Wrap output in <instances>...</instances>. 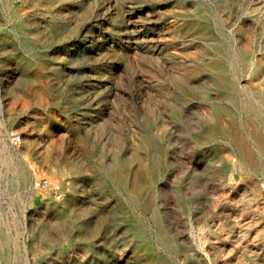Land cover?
Masks as SVG:
<instances>
[{
  "label": "bare ground",
  "instance_id": "6f19581e",
  "mask_svg": "<svg viewBox=\"0 0 264 264\" xmlns=\"http://www.w3.org/2000/svg\"><path fill=\"white\" fill-rule=\"evenodd\" d=\"M168 7L175 17L148 27L149 9L126 0H0V28L12 32L0 34V54L18 55L22 41L93 62L87 105L63 109L82 156H45L40 172L20 164L32 236L76 242L79 256L54 264L91 252L104 264H264L263 189L242 175L264 173V0ZM97 25L109 36L92 35ZM49 60H18L33 71L14 72L22 91L31 80L45 97L54 89Z\"/></svg>",
  "mask_w": 264,
  "mask_h": 264
},
{
  "label": "rangeland",
  "instance_id": "374dc122",
  "mask_svg": "<svg viewBox=\"0 0 264 264\" xmlns=\"http://www.w3.org/2000/svg\"><path fill=\"white\" fill-rule=\"evenodd\" d=\"M126 1L133 10L138 11L143 7L149 9L151 17L143 16L144 21L145 19L147 22L150 21L148 27H153L154 22L150 24L151 20L154 21L157 17H161L162 21H170L175 17H172L174 11L168 7L169 0ZM119 26H114L111 31H117ZM89 29L87 28L84 33L89 32ZM95 29L97 31L91 33L92 35L97 36L101 32V35L109 36V33H106V26L97 25ZM1 33L12 36V32L8 29L0 28ZM11 38L8 37L7 43L10 46ZM89 40L90 38L83 39L84 43L90 45ZM13 47L18 55L11 51L5 56L0 54V92H2L0 94L5 105L4 111L0 109V264H54L56 261L65 263V260H68L67 256H79L76 242L73 243L70 239L68 242L52 246L47 240L41 238L38 240L32 236V219L27 210L30 207L29 191L19 182V170L20 164H26L34 171L40 172L41 160L48 155L63 159L67 156H82L81 143L69 136L71 130L64 125V121L68 120V114H65L63 109L67 106L72 110L74 103L78 104V102L81 103L79 106L87 105L88 99L81 88L86 87V91H94L96 82L90 72L93 62L62 60L60 50H48L22 41H18ZM46 54L50 56L49 61L52 64L47 70L55 81L54 89L47 92L45 97L40 91V86L31 80L22 91L19 83L14 80V72L24 70L25 76L32 78L33 71L19 64L21 62L18 60L25 63L27 58ZM58 68L62 70L64 68L66 71ZM6 86L10 91H4ZM128 87L125 84L119 95L123 97ZM45 98L52 102L50 108L44 106ZM129 114L128 102H123L122 107H119V116L125 124L128 123ZM260 118L262 119V116H257V119ZM10 132H14L16 136L20 133L21 138L24 137L23 140L20 139L19 144L13 143ZM26 135L29 140H25ZM225 146L226 155L230 156L229 146ZM45 169L44 167L42 170ZM242 175L244 179L253 175L252 178L259 181L256 188L260 189L261 186L263 189L262 195L255 204L257 217L261 223H264V173L244 171ZM26 227L29 232L22 233ZM96 257L97 255L91 252L85 258V262L79 259L81 264H104Z\"/></svg>",
  "mask_w": 264,
  "mask_h": 264
}]
</instances>
